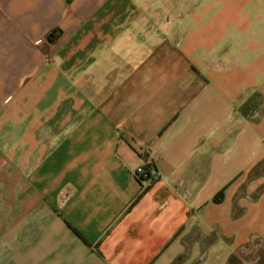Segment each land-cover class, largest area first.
<instances>
[{
    "label": "crops",
    "instance_id": "crops-1",
    "mask_svg": "<svg viewBox=\"0 0 264 264\" xmlns=\"http://www.w3.org/2000/svg\"><path fill=\"white\" fill-rule=\"evenodd\" d=\"M188 2L0 0V264H264V0Z\"/></svg>",
    "mask_w": 264,
    "mask_h": 264
},
{
    "label": "built area",
    "instance_id": "built-area-1",
    "mask_svg": "<svg viewBox=\"0 0 264 264\" xmlns=\"http://www.w3.org/2000/svg\"><path fill=\"white\" fill-rule=\"evenodd\" d=\"M154 161L150 155L144 158L143 163L136 166L133 171V177L141 184L148 185L153 180Z\"/></svg>",
    "mask_w": 264,
    "mask_h": 264
},
{
    "label": "rangeland",
    "instance_id": "rangeland-1",
    "mask_svg": "<svg viewBox=\"0 0 264 264\" xmlns=\"http://www.w3.org/2000/svg\"><path fill=\"white\" fill-rule=\"evenodd\" d=\"M168 0H159V3H162L165 5V3L167 2ZM171 2L174 1L173 4H175L176 7H179V8H186L189 4L188 0H170ZM204 2V1H202ZM180 19H186V17L184 16H181Z\"/></svg>",
    "mask_w": 264,
    "mask_h": 264
},
{
    "label": "trees",
    "instance_id": "trees-1",
    "mask_svg": "<svg viewBox=\"0 0 264 264\" xmlns=\"http://www.w3.org/2000/svg\"><path fill=\"white\" fill-rule=\"evenodd\" d=\"M49 38H52V33L49 34Z\"/></svg>",
    "mask_w": 264,
    "mask_h": 264
}]
</instances>
